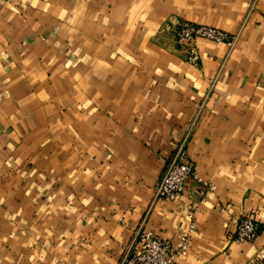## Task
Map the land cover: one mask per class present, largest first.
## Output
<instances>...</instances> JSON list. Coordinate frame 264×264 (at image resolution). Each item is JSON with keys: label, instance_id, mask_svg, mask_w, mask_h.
<instances>
[{"label": "crops", "instance_id": "0c3cea01", "mask_svg": "<svg viewBox=\"0 0 264 264\" xmlns=\"http://www.w3.org/2000/svg\"><path fill=\"white\" fill-rule=\"evenodd\" d=\"M170 17L238 38L195 66L156 41ZM187 134L195 210L197 181L155 191ZM249 211L259 237L232 240ZM193 220L181 264L264 252V0H0V264H132Z\"/></svg>", "mask_w": 264, "mask_h": 264}, {"label": "built area", "instance_id": "2783aa9c", "mask_svg": "<svg viewBox=\"0 0 264 264\" xmlns=\"http://www.w3.org/2000/svg\"><path fill=\"white\" fill-rule=\"evenodd\" d=\"M180 43L192 42L199 38H207L216 42H224L232 47L235 40L226 32L217 28L206 26H183L178 33ZM185 139L177 149L175 155L168 162L162 176L155 186L159 198L172 200L181 195L190 180L200 183V199L193 202V209H198L206 201V193L213 190L214 186L203 179L196 169L195 164L188 157ZM196 227L192 221L189 230L180 231L175 239L162 238L153 231L147 230L140 233L137 248L132 249L127 257L132 264H181L180 258L186 257L190 248L191 230ZM261 232V223L253 215H244L239 221L235 241L253 242ZM264 254H258L253 261L261 264Z\"/></svg>", "mask_w": 264, "mask_h": 264}, {"label": "rangeland", "instance_id": "374dc122", "mask_svg": "<svg viewBox=\"0 0 264 264\" xmlns=\"http://www.w3.org/2000/svg\"><path fill=\"white\" fill-rule=\"evenodd\" d=\"M185 25H188V26L213 27V28H217V29H219L221 31H226L235 40L234 45H235L236 40L238 38V33H232V32H230V31H228L226 29H223V28H221L219 26H214V25H209V24H200V23H196L194 21H190V20H186V19H178V18H175V17H170L168 20L163 22L162 25L160 26V28L158 29V31L156 33V41L157 42L160 41V43L165 48L169 49L171 52L176 53L183 60H185L186 62H188V63H190L192 65H195V66H199L200 65V55H199V51H198L199 42L200 41H206V40H209V41H212V42H216V41H213V40L207 39V38H199V39H196V40H194L192 42L180 43L179 40H178V38H179L178 37V33H179V30ZM216 43H224V42H216ZM232 47H230V48H232ZM187 135L188 136H187L186 146L188 145L189 140L191 139V135H189V134H187ZM185 137H186V134H185L184 138ZM184 138L182 140H180V143L178 144L177 149L182 144ZM177 149H176V151H177ZM176 151L173 153V155H175ZM197 201L198 200H196L194 202H197ZM244 215H253V216L257 217L256 213L252 212V211L245 212V213L243 212L241 214L240 218L243 217ZM261 228H262V223H261ZM235 237H236V232H234L232 234L231 239L235 241ZM262 253L264 254V252L260 251V252H257L256 255L262 254ZM256 255H253L250 258V263L251 264H257V263H255V261H253V259H254V257ZM261 264H264V259L262 260Z\"/></svg>", "mask_w": 264, "mask_h": 264}]
</instances>
